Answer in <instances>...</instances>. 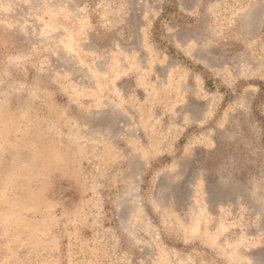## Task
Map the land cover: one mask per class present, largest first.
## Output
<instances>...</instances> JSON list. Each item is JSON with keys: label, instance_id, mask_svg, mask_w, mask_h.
Segmentation results:
<instances>
[{"label": "rangeland", "instance_id": "1", "mask_svg": "<svg viewBox=\"0 0 264 264\" xmlns=\"http://www.w3.org/2000/svg\"><path fill=\"white\" fill-rule=\"evenodd\" d=\"M260 80L264 0H0V264H264Z\"/></svg>", "mask_w": 264, "mask_h": 264}, {"label": "trees", "instance_id": "2", "mask_svg": "<svg viewBox=\"0 0 264 264\" xmlns=\"http://www.w3.org/2000/svg\"><path fill=\"white\" fill-rule=\"evenodd\" d=\"M202 67V66H200ZM213 80L208 79L207 78V86L209 88H213L214 84H213ZM257 85L260 88L259 94L257 99L254 102V106H253V112L257 118V120L260 122L261 126L263 127V131H264V115L261 114V111L259 110V105L261 104L262 100L264 99V81L260 80L259 82H257Z\"/></svg>", "mask_w": 264, "mask_h": 264}]
</instances>
